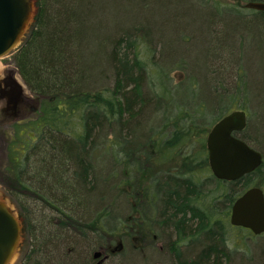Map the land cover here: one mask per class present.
<instances>
[{
  "label": "trees",
  "instance_id": "trees-1",
  "mask_svg": "<svg viewBox=\"0 0 264 264\" xmlns=\"http://www.w3.org/2000/svg\"><path fill=\"white\" fill-rule=\"evenodd\" d=\"M35 1L11 52L37 97L27 115L12 119L6 143V191L28 242L18 264H96L98 250L106 252L99 264H115L106 259L118 254L110 245L118 233L121 251L127 239L133 254L117 264H136L141 248L131 236L155 231L167 233L175 264H264V233L229 222L236 197L264 188L253 183L264 168V77L251 80L243 60L252 30L264 46V11L242 6L264 0ZM179 69L173 83L169 73ZM185 88L205 97L174 101ZM233 109L247 118L237 136L263 161L224 181L212 175L207 154L182 149ZM147 110L158 114L142 123ZM132 197H142L137 207ZM231 239L244 245L229 250Z\"/></svg>",
  "mask_w": 264,
  "mask_h": 264
},
{
  "label": "water",
  "instance_id": "water-1",
  "mask_svg": "<svg viewBox=\"0 0 264 264\" xmlns=\"http://www.w3.org/2000/svg\"><path fill=\"white\" fill-rule=\"evenodd\" d=\"M242 6L264 11L262 1H247ZM35 13V0H0V57L20 45ZM16 84L23 89L17 80ZM246 121L245 111L235 109L210 127L205 146L209 169L217 179L237 180L262 164L261 152L237 136L245 128ZM229 222L250 230L254 235L264 233V191L261 187L250 186L236 197L230 208ZM21 235V220L0 200V264H8ZM119 248L120 242L116 246V249ZM101 254V251H95L94 257L99 258ZM102 260L100 258L96 264Z\"/></svg>",
  "mask_w": 264,
  "mask_h": 264
},
{
  "label": "rangeland",
  "instance_id": "rangeland-1",
  "mask_svg": "<svg viewBox=\"0 0 264 264\" xmlns=\"http://www.w3.org/2000/svg\"><path fill=\"white\" fill-rule=\"evenodd\" d=\"M221 2H227V1H231V0H219ZM197 25V24H196ZM251 26V25H250ZM252 28H256L255 25L251 26V30ZM27 32V31H26ZM203 36L201 35H197L193 38V42L194 43H198L202 40ZM246 39V43H245V49L243 50V60L244 63L248 69V73H249V77L252 80H262V76L263 72L262 70L264 69V46L261 45V48L259 45H256L257 42V34L255 32V30H252V33H249V36L245 38ZM223 54V52H221ZM190 62V68L194 71V70H198L200 73V69L199 66L197 65L196 61L194 59H189ZM218 62H213V66L217 67L219 64H217ZM0 78L1 75L3 73L4 70L6 69H11L12 71H14V76L16 78V80L22 85L24 91H25V95L34 103L36 104L35 101L37 97H35V95L33 93H31L30 91H28L19 74L16 72V67L14 66L13 62H12V58H11V52L3 55L0 57ZM221 65V63H220ZM198 69H196V67ZM170 75V79L173 83L177 82L181 77H183V72L179 69V70H172L169 73ZM259 87H261V85H258ZM146 88V86H145ZM198 89V88H197ZM197 89H191V97H189V94H187V92L189 91L188 89L185 88L184 93H182V91H178L176 94V96L173 97V100L176 101L178 98V100H181L183 102H194V96L197 94L198 98L201 97H205V92L206 91H201V90H197ZM31 102V103H32ZM33 104V105H34ZM4 99L0 98V200L2 202H4L9 209H11V211L20 219V210L19 207L16 203V201L12 198L11 195L8 194V192L6 191V188L11 186V182L7 176V173L5 171V166H6V162H7V150H6V143H7V139L8 137L11 135V123H12V119L17 118V117H13L11 119H4ZM234 110V109H233ZM159 111V110H157ZM155 114L157 115V112H153L152 110H147L145 116H143V118H141L142 123H144L145 119L147 121L151 120L152 117L155 116ZM33 115V114H32ZM144 115V114H143ZM206 117V116H205ZM207 117H210V114L207 113ZM206 117V119H207ZM154 120L156 122H159L160 118H154ZM155 121L152 122V124H156ZM145 125V124H144ZM203 130H205L203 132V134L197 139V140H192L191 143L189 142V144H187V147H184L182 150L183 152H192L193 154L197 155L198 157H201L203 154H207L206 151V146H205V141H206V135L208 133V131L210 130V127H205L203 128ZM202 144H204L205 146V150H202ZM201 151V153H199ZM206 176V174H205ZM258 184L259 182H263L264 184V168H262V173L257 174V176L254 178L253 183ZM264 191V188H262ZM140 199H142V197H140ZM140 199L138 198L136 201H140ZM131 202L133 205H135L137 207V202L134 201V198H131ZM123 211L125 212L126 210L123 209ZM132 213L135 217L137 216V214L135 213L134 209L130 210L128 212V214ZM127 215V214H126ZM134 228V227H132ZM135 230L137 229L136 227L134 228ZM119 234H117V239L112 240L111 242V247L112 250L114 252H118V254L116 253L113 257H110L109 259H106V261L108 263H115L117 264L118 261H120L123 256L125 255H130L133 254V250L129 249V246H127V243H130L129 241H122L123 245L125 248H123V251H121V248L116 249V245L117 243L121 240V238L119 237ZM149 234V233H148ZM145 233V236H141L139 234H133V236H131V243L136 246L141 248L140 254H136L137 252H135L134 254H136L138 256L139 259H137V257L134 259V263L136 264H175L174 260H173V256L172 254L168 251L167 249V243H168V239L166 234L167 233H161L158 234L156 231L154 233H151L148 235ZM156 234V235H155ZM160 235V236H159ZM242 236V235H241ZM128 237V236H127ZM234 238V237H233ZM252 237L250 239V237L248 236V238L245 239V242L250 244L253 242ZM121 242V241H120ZM27 236L26 233L23 232L21 235V240L17 246V249L15 250L12 258L10 259V261L8 262V264H18L22 255L24 254L26 248H27ZM244 243L243 242H239L236 241L234 239L229 240L226 243V247L229 250H239L241 248V246H243ZM240 246V247H239ZM192 248V247H190ZM121 251V252H120ZM106 252L103 251V253L100 255V258L105 259L106 257L103 256ZM238 257H239V253H237ZM142 259H147V261L142 262ZM133 259V258H132ZM103 261V260H102ZM105 261V262H106ZM226 264V263H225ZM230 264H242L239 261V258H235L233 259V261L230 262ZM247 264H252L247 263Z\"/></svg>",
  "mask_w": 264,
  "mask_h": 264
},
{
  "label": "flooded vegetation",
  "instance_id": "flooded-vegetation-1",
  "mask_svg": "<svg viewBox=\"0 0 264 264\" xmlns=\"http://www.w3.org/2000/svg\"><path fill=\"white\" fill-rule=\"evenodd\" d=\"M0 98L4 99V119H11L27 115L26 108L31 104V100L25 95L24 89L16 84L14 73L11 69L3 71L0 78Z\"/></svg>",
  "mask_w": 264,
  "mask_h": 264
},
{
  "label": "bare ground",
  "instance_id": "bare-ground-1",
  "mask_svg": "<svg viewBox=\"0 0 264 264\" xmlns=\"http://www.w3.org/2000/svg\"><path fill=\"white\" fill-rule=\"evenodd\" d=\"M0 66H1V64H0Z\"/></svg>",
  "mask_w": 264,
  "mask_h": 264
}]
</instances>
